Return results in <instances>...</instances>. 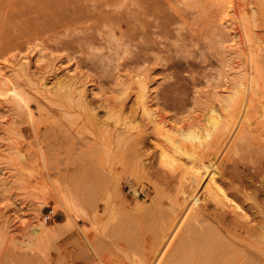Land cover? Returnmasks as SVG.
<instances>
[{
  "label": "rangeland",
  "instance_id": "374dc122",
  "mask_svg": "<svg viewBox=\"0 0 264 264\" xmlns=\"http://www.w3.org/2000/svg\"><path fill=\"white\" fill-rule=\"evenodd\" d=\"M262 62L264 0H0V264H142L145 236L184 218L195 193L205 211L258 228ZM247 75L252 89L234 92ZM132 76L147 81L155 117ZM211 108L220 123L202 144L158 131L162 117L180 131L209 128ZM228 126L240 133L215 176L247 217L204 196L207 174L189 184Z\"/></svg>",
  "mask_w": 264,
  "mask_h": 264
},
{
  "label": "bare ground",
  "instance_id": "6f19581e",
  "mask_svg": "<svg viewBox=\"0 0 264 264\" xmlns=\"http://www.w3.org/2000/svg\"><path fill=\"white\" fill-rule=\"evenodd\" d=\"M245 33H246L245 26L243 25L242 34H244V36H242V37H244V38H245ZM248 35H250V34L248 33ZM247 36H246V38H247ZM246 41H248V40H246ZM254 54L255 53H253V55ZM25 58L26 57H23L22 60ZM250 61L253 62L254 60H252V58L250 57ZM22 63H23V61H22ZM262 63H264V62H262ZM254 69H252V70H254ZM254 71H256V70H254ZM247 76L248 77H246L247 80L245 82H239V88L235 89V87H233V89L232 88L231 89L234 92H237L238 90L245 91V90L252 89V86H254L255 82L253 81L252 77H249L251 75H247ZM128 78L130 79V76ZM132 80H134L138 84V89H137L138 96L137 97H139V99H140V103L142 105V111L151 117H155L156 116L155 112L152 110V108L149 104V98L151 97V91H150L149 85L147 84V81L140 78V77H137V76L133 77ZM64 83L63 84L60 83V84H62L61 86H63ZM68 83L66 82L65 86H66V84L68 85ZM262 87H264V85H262ZM260 89H261V87H260ZM5 92H6L5 94H9L11 92L15 96L18 94V90H17L16 86H14V85H10L6 89ZM247 92L248 91H246V93ZM94 93H93V95H94ZM262 94H264V93H262ZM231 95H232V93H231ZM239 95H240V93H239ZM239 95H238V97H239ZM247 97H249V92H248ZM231 98L232 97L229 96V99H231ZM245 98H246V96H245ZM235 99H237V98L235 97ZM238 99H237V101H238ZM262 100H264V99H262ZM234 101H236V100L233 99V103H234ZM242 102H243V100L241 101V103ZM239 103H240V99H239ZM242 104L240 105L239 109L242 113L241 116H244L245 114H243V112L245 109V105L247 103L245 104V102H244ZM245 111H247V110L245 109ZM209 112H211V116L213 117V120H214L212 125L209 128L207 127V128L195 129V128L189 127L187 129H185V131H182L184 129H182L180 131V128H177V126L175 127L174 123H170L168 121V119H165L164 117H162V119L158 122L159 127H160L158 129V131H159V133H161L166 139H168L172 143H175L177 141V136H178V138L180 137V138H183L186 140L188 139V141H189V139H191V140L196 139V141H198V143L202 144V142L204 140H206L207 138H210L213 135L214 131H216L218 128V124L220 123L218 121L219 116H218V114H216L215 110L213 108H211V111H209ZM203 116H204V114H203ZM231 117H232V115H231ZM234 121H235V119H234ZM258 122H260V121H258ZM250 124H252V123H250ZM200 125H201V123H200ZM223 126L227 128V126H225V125H223ZM236 126H234V127L228 126L229 129L227 131V134H225L226 137L222 138L221 141L219 142L220 144H218L219 145L218 150L215 151L216 155L212 159H210V160H212L210 163H209L210 160H208L209 164L203 165L204 163H202L203 167L202 168L200 167L201 169L198 167L194 168L193 165H192L193 167L191 166L192 168H194L193 170H195V171L193 173V170H192L193 175H191L192 177H191V180L189 181V184L192 183L193 189H194V187L198 186L201 183L205 174H207L205 176L206 182L203 186L204 187V191H203L204 196L208 195V198H211L210 200H214V199H216V201L218 200L219 202L214 201V203H216V204L218 203L217 204L218 206H220L219 203L221 201L219 198L224 199L229 210L232 211V210L237 209V213H240L239 214L240 217H242V216L247 217V215L244 213L245 210H244V212L241 211V210H243L242 207L232 197H230V195L227 194V192L223 189L222 185L220 184L221 183L220 178H217L215 176V174L217 173L216 163L222 164L226 160V158H225V160L223 162H220L222 158L219 159V157L222 156L231 146V141H232L231 137H232V135L236 129ZM243 129H245V128H243ZM238 130H236V131H238ZM219 131H220V129H219ZM238 132L240 133V130ZM242 132L244 133L245 131H242ZM224 133H225V131H224ZM239 136H240V134L238 135V138H241ZM262 137H264V136H262ZM246 138H247V135H246ZM212 140H214V139H212ZM156 143L159 144L158 142H156ZM246 146H245V148H246ZM238 148H242V147H238ZM172 149H173L172 151H174V152H178V153L181 152V153L187 154L191 158L193 157V155L191 153H188L186 150L182 149L181 147H179L177 145H174ZM216 149H217V147H216ZM209 153L211 154V152H209ZM160 154H161V157H162L164 163L166 162L169 165V163L172 162V160H173L172 155H168L164 151L160 152ZM223 157H224V155H223ZM217 160L220 163L216 162ZM227 161H229V160L227 159ZM175 164H176V162H175ZM222 166H223V164H222ZM226 168H227V166H226ZM226 168H224V169H226ZM230 168H231V166H230ZM232 173H233V171H232ZM245 176L246 175L244 174V176H242V177L244 178ZM206 178H207V180H206ZM190 186H191V184H190ZM184 191L185 190H183V192ZM179 192H182V191H179ZM200 197H202V196H199L196 193L193 194L192 197L190 195L191 199H190V201H188L189 204L186 203L187 206L185 208H187V209L184 210L185 213L187 212L184 218H182V217L180 218V215H181L180 214L177 219L171 218L167 221L162 219L161 220L162 224H160V227H158L154 230L152 237L149 239L148 236H145V242L143 243V245L141 244L143 246L141 248V254L143 255L142 264H254V261H255V264H262V260H264V220H262L260 222L258 228H250V227L246 228V226L241 224V223L228 222L224 219V216L221 212H218V211L216 212L215 210L213 212H207L204 209L200 208V204L198 202L201 199ZM182 200H184V199H182ZM222 204H223V202H222ZM238 208L240 209L241 212L238 211ZM181 211L178 212L177 214L181 213ZM258 211L260 212V216L262 218H264V205H262L258 209ZM232 212L234 213V211H232ZM246 219H248V218H246ZM158 220H159V218H158ZM40 225L42 227V225H43L42 221H41ZM241 227L243 229H241ZM126 233H127V231H126ZM240 235H243L244 238H248V237H252V238L248 239V244H245V243H242L236 239V236H240ZM85 237H86V235H85ZM87 238L88 237H86L85 239L87 240ZM88 239H90V238H88ZM91 241H93V240H91ZM94 242H95V240H94ZM96 255H97V253H96ZM101 258H102V256L99 259H101ZM103 260H104V258H103ZM107 260H109V259L107 258ZM105 263L107 264L108 262H105ZM81 264H85V262L83 263L81 261Z\"/></svg>",
  "mask_w": 264,
  "mask_h": 264
}]
</instances>
